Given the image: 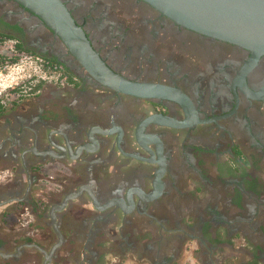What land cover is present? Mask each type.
Returning a JSON list of instances; mask_svg holds the SVG:
<instances>
[{
    "label": "flooded vegetation",
    "instance_id": "1",
    "mask_svg": "<svg viewBox=\"0 0 264 264\" xmlns=\"http://www.w3.org/2000/svg\"><path fill=\"white\" fill-rule=\"evenodd\" d=\"M63 2L113 72L169 90L103 87L45 23L0 0V31L74 79L0 115V264H211L223 228L247 242L245 264H264V55L143 0Z\"/></svg>",
    "mask_w": 264,
    "mask_h": 264
},
{
    "label": "water",
    "instance_id": "2",
    "mask_svg": "<svg viewBox=\"0 0 264 264\" xmlns=\"http://www.w3.org/2000/svg\"><path fill=\"white\" fill-rule=\"evenodd\" d=\"M12 1L45 23L103 87L127 96L166 97L169 89L165 86L133 82L113 72L93 49L63 0ZM143 1L187 29L246 48L255 56L264 55V0Z\"/></svg>",
    "mask_w": 264,
    "mask_h": 264
},
{
    "label": "rangeland",
    "instance_id": "3",
    "mask_svg": "<svg viewBox=\"0 0 264 264\" xmlns=\"http://www.w3.org/2000/svg\"><path fill=\"white\" fill-rule=\"evenodd\" d=\"M15 43L16 40L11 41V39H5L0 43V57L6 58L5 62L0 65V102L7 105V107L14 98V92H12L11 89L19 85H24L23 88L26 89L27 97L21 99L27 101L26 99H31L37 92L35 94H30V92H28L30 89H27L28 86L26 87V85L30 83V86H32L38 83L39 80L47 78L44 72L40 71L37 63L30 59L27 54L25 56L13 51ZM52 84H58L57 86H60V83L51 82V79L48 77L39 89V95L43 98L50 97V93L53 91ZM48 173L51 174L50 168L48 169ZM36 191L37 189L34 190V194ZM9 220L10 219H7L6 223ZM9 225H11L9 222L5 224V228ZM60 253L66 254L65 250H61Z\"/></svg>",
    "mask_w": 264,
    "mask_h": 264
},
{
    "label": "crops",
    "instance_id": "4",
    "mask_svg": "<svg viewBox=\"0 0 264 264\" xmlns=\"http://www.w3.org/2000/svg\"><path fill=\"white\" fill-rule=\"evenodd\" d=\"M2 32V31H1ZM3 178L0 175V179ZM6 176H4V179ZM217 244L214 249L216 256L215 261H224L225 264H245V261L242 257L246 258V249L247 242L244 238L240 237L238 233H234L230 229L223 228L218 230L217 234ZM256 247V246H255ZM196 248V243H190L188 249L185 250V253L191 256L192 252ZM213 261L211 264H215ZM150 264V263H149ZM163 264H200L196 263L193 259L186 261L185 259H180L179 261H167Z\"/></svg>",
    "mask_w": 264,
    "mask_h": 264
},
{
    "label": "trees",
    "instance_id": "5",
    "mask_svg": "<svg viewBox=\"0 0 264 264\" xmlns=\"http://www.w3.org/2000/svg\"><path fill=\"white\" fill-rule=\"evenodd\" d=\"M5 39H11V41L16 40V43L14 44V49L18 50L19 52L39 55L36 52H34L33 50L25 48L23 43L16 36H14L13 34H9V33H5V32H1L0 31V43H2ZM41 57H43V59H45L46 61H48L50 63H51V61L54 62V63H59V62H57V61H55L53 59H50V58H47V57H44V56H41ZM5 59L6 58L0 57V65H2L3 62H5ZM65 73H66V76L69 77V80L71 82H73V80H74L73 76L70 75L68 72H65ZM45 81H46V79L39 80L38 83H36V84H34L32 86H30L31 84L28 83L26 85V87L28 86L27 89H30V91H28V92H30V94H35L36 92L39 91V89L42 87V85L45 83ZM23 87H24V85H19L18 87H15V88L11 89V91L14 92V98H13L12 102L16 103L18 101H21L22 100L21 98L27 97L26 89H24ZM6 108H7V105H4V103L0 102V115H2L6 111Z\"/></svg>",
    "mask_w": 264,
    "mask_h": 264
},
{
    "label": "built area",
    "instance_id": "6",
    "mask_svg": "<svg viewBox=\"0 0 264 264\" xmlns=\"http://www.w3.org/2000/svg\"><path fill=\"white\" fill-rule=\"evenodd\" d=\"M13 51H15V53L17 54H21V55L23 54L25 56L27 54V56H29L30 59H32L35 63H37L40 71L44 72L45 76L47 77L46 80L49 77L51 79V82L62 83L67 78L64 67L60 63H54L52 61L50 63L39 55L22 53L16 49H13Z\"/></svg>",
    "mask_w": 264,
    "mask_h": 264
}]
</instances>
